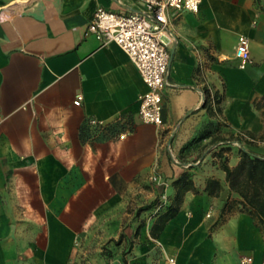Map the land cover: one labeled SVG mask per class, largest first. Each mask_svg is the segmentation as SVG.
<instances>
[{"label": "crops", "instance_id": "0c3cea01", "mask_svg": "<svg viewBox=\"0 0 264 264\" xmlns=\"http://www.w3.org/2000/svg\"><path fill=\"white\" fill-rule=\"evenodd\" d=\"M98 6L129 13L144 1L0 0V264H79L107 210L130 204L154 174L172 204L185 171L194 187L176 215L157 237L151 229L161 212L141 223L139 240L153 243L147 255L158 254V264L169 256L178 264H264V227L239 204L223 209L229 185L213 141L218 121L226 137L264 132V0L169 9L160 126L140 116L147 84L129 54L87 32ZM240 34L251 43L245 68L235 56ZM206 88L221 97L219 112L203 107ZM206 128L214 130L191 143ZM238 143L227 152L230 165L240 159ZM209 177L220 180L218 194L205 190Z\"/></svg>", "mask_w": 264, "mask_h": 264}, {"label": "built area", "instance_id": "2783aa9c", "mask_svg": "<svg viewBox=\"0 0 264 264\" xmlns=\"http://www.w3.org/2000/svg\"><path fill=\"white\" fill-rule=\"evenodd\" d=\"M143 1L141 10L129 13L98 6L88 23L87 32L94 34L102 44L116 42L129 54L147 84V90L139 96L140 116L144 122L160 126L163 124V90L169 84L167 74L171 61L169 42L172 41V32L169 28L168 11L172 8L198 11L202 0ZM235 56L242 68L253 61L247 35H239ZM82 100L83 95L78 93L74 103L81 104ZM90 122L98 127L106 125L96 118H92ZM152 179L161 181L158 174H154ZM251 259L249 256L244 261ZM165 264H178L177 258L169 256Z\"/></svg>", "mask_w": 264, "mask_h": 264}, {"label": "trees", "instance_id": "16d2710c", "mask_svg": "<svg viewBox=\"0 0 264 264\" xmlns=\"http://www.w3.org/2000/svg\"><path fill=\"white\" fill-rule=\"evenodd\" d=\"M205 102L203 107L207 108L209 113H215L220 111L218 104L221 101V97L215 92L211 94L209 89H205ZM215 107V108H214ZM221 121H218L216 130L218 134L213 137V141L217 142L218 150L215 153L220 158L221 167L225 170V177L229 185V195L224 202L223 209H230L234 205H241L240 208L250 213L257 225L264 227V152H259L254 147V141L258 139L254 132L243 130L236 135L232 134L224 136L220 133ZM214 129H203L198 135L191 141H195L198 138L209 135L210 131ZM247 135V136H245ZM240 142L241 146H238L240 153V159L235 165L229 164V157L227 152L232 148V141ZM259 140L264 141V132L261 133ZM188 146H185L186 148ZM192 167V164H188ZM174 184L178 186L177 193L174 197L172 204H167L165 210L161 212L158 220L153 224L151 232L155 237L164 228L166 222L174 217L180 207L185 191L194 187V181L189 171H185L178 179L174 181ZM221 182L217 177H209L205 190L209 194H218L221 189ZM158 200H153L151 203L142 207L141 209H150L156 206ZM223 210V211H224ZM142 224L140 225V227Z\"/></svg>", "mask_w": 264, "mask_h": 264}, {"label": "rangeland", "instance_id": "374dc122", "mask_svg": "<svg viewBox=\"0 0 264 264\" xmlns=\"http://www.w3.org/2000/svg\"><path fill=\"white\" fill-rule=\"evenodd\" d=\"M260 136L261 133L257 134L258 139L253 145L259 152H264V141L259 140ZM238 144L241 146L240 142ZM167 187L166 183L150 177L139 183L130 204H120L115 209L107 210L105 224L99 228L96 225L89 241H84L87 253L79 257V264H158V254L150 258L146 253L147 249L153 247L151 240H139L140 225L165 210ZM154 198L159 204L150 209H141Z\"/></svg>", "mask_w": 264, "mask_h": 264}]
</instances>
